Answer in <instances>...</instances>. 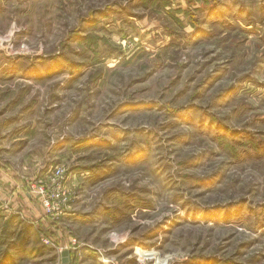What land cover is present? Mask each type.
I'll use <instances>...</instances> for the list:
<instances>
[{
    "label": "rangeland",
    "instance_id": "1",
    "mask_svg": "<svg viewBox=\"0 0 264 264\" xmlns=\"http://www.w3.org/2000/svg\"><path fill=\"white\" fill-rule=\"evenodd\" d=\"M61 248L264 264V0H0V264Z\"/></svg>",
    "mask_w": 264,
    "mask_h": 264
},
{
    "label": "built area",
    "instance_id": "2",
    "mask_svg": "<svg viewBox=\"0 0 264 264\" xmlns=\"http://www.w3.org/2000/svg\"><path fill=\"white\" fill-rule=\"evenodd\" d=\"M63 176V170L56 169L54 171V182L57 184V188L59 189V193H51L49 194V186L46 185H40L36 192L39 194L40 202L42 204L44 213L46 216L51 218H56V216L59 214V210L61 208L60 202L66 200V191L62 190L61 188V182L57 181L58 178H62ZM60 251H63V248L60 249Z\"/></svg>",
    "mask_w": 264,
    "mask_h": 264
},
{
    "label": "water",
    "instance_id": "3",
    "mask_svg": "<svg viewBox=\"0 0 264 264\" xmlns=\"http://www.w3.org/2000/svg\"><path fill=\"white\" fill-rule=\"evenodd\" d=\"M62 262L63 264H69L71 262V252L69 249L62 252Z\"/></svg>",
    "mask_w": 264,
    "mask_h": 264
},
{
    "label": "bare ground",
    "instance_id": "4",
    "mask_svg": "<svg viewBox=\"0 0 264 264\" xmlns=\"http://www.w3.org/2000/svg\"><path fill=\"white\" fill-rule=\"evenodd\" d=\"M140 257L142 258V259H144V258H155L156 256H155V253H153V252H144V253H141L140 254ZM157 264H163V262L161 261V259H157V261H155Z\"/></svg>",
    "mask_w": 264,
    "mask_h": 264
}]
</instances>
